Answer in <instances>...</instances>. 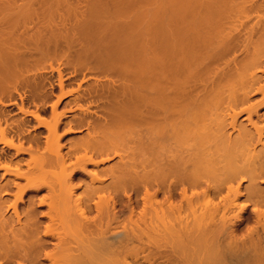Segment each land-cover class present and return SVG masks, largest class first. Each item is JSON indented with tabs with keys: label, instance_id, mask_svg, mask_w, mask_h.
Wrapping results in <instances>:
<instances>
[{
	"label": "bare ground",
	"instance_id": "6f19581e",
	"mask_svg": "<svg viewBox=\"0 0 264 264\" xmlns=\"http://www.w3.org/2000/svg\"><path fill=\"white\" fill-rule=\"evenodd\" d=\"M17 1L0 0V75L36 94L46 77L24 68L52 44L93 62L86 70L121 77L82 78L57 97L73 94L89 130L64 153L55 103L52 119L37 121L43 147L23 119L0 110V142L29 152L24 169L0 161L2 175L22 180H11L10 203L0 194V264H264V0H147L140 20L120 23L107 17L125 3L93 0L74 41ZM110 153L118 163L87 169ZM82 171L90 181L74 195ZM28 191L36 194L20 208ZM249 205L254 222L238 237L235 221L250 220L241 215Z\"/></svg>",
	"mask_w": 264,
	"mask_h": 264
},
{
	"label": "rangeland",
	"instance_id": "374dc122",
	"mask_svg": "<svg viewBox=\"0 0 264 264\" xmlns=\"http://www.w3.org/2000/svg\"><path fill=\"white\" fill-rule=\"evenodd\" d=\"M40 1L46 2L45 6H41L43 2L40 3ZM97 0H95L96 2ZM106 1V0H105ZM112 1V0H108ZM152 1V0H151ZM161 1V0H158ZM19 2H26L31 3L30 9L31 15L35 16L38 15L41 19H43L44 24L46 25V29L48 31H51L53 29L56 31H66L68 34L67 36L70 38L69 40L74 41L77 39L78 29H79V19L81 18L82 14L87 12L89 8H92L93 6H90V4L93 2V0H18ZM91 2V3H90ZM100 3V1H97ZM104 1L102 0L101 3ZM129 2V3H128ZM146 2H150L147 0H121L120 3H125L122 5H119L117 12L114 10H111L108 20H111L112 22H129L134 21L136 18L139 19V16H144L145 11L142 9V7L150 8L149 5ZM153 3L160 5L161 2H156L155 0L152 1ZM151 2V3H152ZM94 3V2H93ZM92 3V4H93ZM100 3V4H101ZM149 3L150 5H153ZM39 4V5H37ZM154 4V5H155ZM29 6V5H28ZM36 8V9H35ZM114 11V14H113ZM105 14V13H103ZM102 15V14H101ZM106 15V14H105ZM140 20V19H139ZM45 27V26H44ZM43 29V28H42ZM46 29H43L46 31ZM49 33V32H48ZM56 40H60L59 35L56 36ZM47 47H49L47 49ZM42 48V49H41ZM51 48V49H50ZM55 48V49H54ZM40 50L36 49L32 55L31 64L28 63L27 67L24 68V72L29 75L37 74L38 80L40 73L46 77L45 83L43 88L37 93L34 94L33 92H30V88L23 87L20 84L19 81H17V77L14 76L12 73L2 74L0 75V78L2 81V84H5L3 89L0 88V110L3 109L9 118L12 119H20L24 120L26 122V135L28 136L30 140L33 139L38 143L39 145L44 146L45 143V137L47 135L46 128L43 125H40L37 123V121H50L52 119V109L55 105V110L59 115V118L62 122L61 128L58 131L59 137V144L61 147L62 153H64L66 150H68L69 146H71L75 141L87 136L89 130H87L86 123H80L78 113L79 110L74 108V105L70 100L73 98V94H67L65 93L64 96L62 95L61 99L57 103V97L60 96L63 92L72 91L75 93V91L78 89V84L81 83V79H87L89 76H98L99 79L105 78L103 76L111 77L112 79L118 80L119 74L118 73H112L111 71H103L101 69L95 70H86L85 68H90L91 64L93 62L83 63L81 59L72 51L70 50H64L61 51L59 49H56V47L52 46V44H49L48 46H40ZM30 64V66H29ZM22 70L19 71V73ZM23 72V73H24ZM12 74V75H11ZM59 74L62 75L65 80H63L62 84L60 85L59 80ZM44 77V78H45ZM90 78V77H89ZM16 79V80H15ZM15 80V81H14ZM43 80V81H44ZM80 81V82H79ZM8 83V84H7ZM15 83V84H14ZM7 84V85H6ZM10 84V85H9ZM13 84V86H12ZM15 85V86H14ZM7 90H6V87ZM18 86V87H17ZM14 87V89H12ZM16 87V88H15ZM21 87V88H20ZM11 88V90H10ZM20 88V89H18ZM17 89V91H16ZM23 89V90H22ZM30 89V90H29ZM10 90V91H9ZM29 90V92H28ZM12 91V92H11ZM41 92V93H40ZM62 92V93H61ZM25 93V94H24ZM31 93V95H30ZM35 95V96H34ZM37 96V97H36ZM33 97V98H32ZM11 101V102H10ZM4 103V104H3ZM9 103V104H7ZM11 103V104H10ZM55 103V104H54ZM3 104V105H2ZM54 104V105H53ZM73 105V106H72ZM20 109V110H19ZM23 111H22V110ZM264 111V108L260 109V112ZM62 113V114H61ZM77 113V114H76ZM34 115V116H33ZM40 117V120H37ZM76 115V116H75ZM78 117V118H77ZM239 120H241V117H239ZM74 121V122H73ZM77 121V122H76ZM242 122V121H241ZM80 123V124H79ZM244 123V122H243ZM68 126L73 127V131L66 132V129ZM236 131L233 132L235 134ZM31 137H30V136ZM37 139V140H36ZM39 140V141H38ZM15 143H19L18 140L14 139ZM17 141V142H16ZM25 143V142H24ZM23 143L24 148L28 149V143ZM34 145V144H33ZM16 148H13L11 146L3 145L0 142V161L3 159L9 160L14 165H17L18 167H22L24 169L26 167V163L29 159V152H20L15 151ZM19 152V153H18ZM107 156H110V159H108L103 164H100L99 166L94 165H87V169L90 171H93L95 169L98 170V168H108L111 165H115L117 162L118 157L114 156L112 153L107 154ZM2 157V159H1ZM102 157H106V154H104ZM98 157L97 159H99ZM18 161V162H17ZM24 161V162H23ZM25 166V167H24ZM107 170V169H106ZM3 170L0 169V184H4L6 180H9L10 184L8 185V194H4V192L0 193L2 199H4L7 203L13 201L14 199V192L16 191V186L13 184L12 181H19V183H22V180H18V178H15L12 174H6L2 175ZM83 175L81 178L83 179V182L80 179H74L73 184L76 186L73 189L74 195H79L83 192L86 184L88 181H90L89 173L86 174V172H83ZM104 173V172H103ZM85 175V176H84ZM89 179V180H88ZM110 181V177H108L104 182L107 183ZM2 182V183H1ZM12 183V184H11ZM85 183V184H84ZM248 182H243V185H247ZM259 186L264 187V182L258 183ZM10 188V189H9ZM46 188H42L40 192L37 193V196H41L46 193ZM128 191V190H127ZM130 191V190H129ZM122 202L125 203L126 200H123L125 195H122ZM36 194L35 191H28L27 195L25 196V201L20 203V208H24L28 204L29 195ZM117 195L120 196V195ZM124 194V193H123ZM116 199H119L118 201L121 202L120 198L118 197ZM126 198V197H125ZM11 199V200H10ZM36 202L38 201L37 198ZM136 204V209L138 214V210L141 207V202ZM238 201L243 203L245 200L243 197L239 198ZM140 204V205H139ZM205 206V205H203ZM38 210L44 211L46 209L45 206H37ZM237 213V209L235 210ZM251 205L247 206V209L242 212V216L245 217L248 214L250 215V220L252 221H235L237 223V230L236 235L238 237H241L240 235H243L246 233V229L249 225H252L254 222V212H252ZM239 212V211H238ZM7 214H11V210L7 212ZM125 214H127V211H125ZM38 218L41 219V221L44 223L46 221L45 217L40 216V213L38 215ZM235 220V219H233ZM239 222V223H238ZM234 223V224H236ZM245 223V224H244ZM251 223V224H250ZM242 225V226H241ZM248 225V226H247ZM240 228V229H239ZM245 229V230H244ZM243 260V259H242ZM241 261V260H240ZM45 262V260H43ZM237 264V261L234 260L233 263ZM240 263V262H238ZM249 264L242 261L240 264Z\"/></svg>",
	"mask_w": 264,
	"mask_h": 264
}]
</instances>
